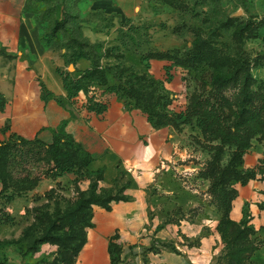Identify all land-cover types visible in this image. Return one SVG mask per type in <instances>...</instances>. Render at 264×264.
<instances>
[{
  "label": "rangeland",
  "instance_id": "obj_1",
  "mask_svg": "<svg viewBox=\"0 0 264 264\" xmlns=\"http://www.w3.org/2000/svg\"><path fill=\"white\" fill-rule=\"evenodd\" d=\"M13 1L19 2L0 0V23L3 14L16 15ZM24 11L30 31L43 37L54 68L79 77L92 63L73 64L71 58L84 50L107 72L109 86L121 84L135 90L129 112L147 119L154 131L174 135L180 152L166 173L169 193L155 201L153 215L174 226L216 221L212 264H228L229 243L219 229L223 212L212 194V180L204 174L216 159L217 148L222 147V167L232 163L237 148L204 134L198 118L190 117L188 110L196 98L204 106L209 102L218 108L222 126L230 131L244 97L251 98L254 107L262 104L264 0H27ZM195 42L212 46L221 61L185 66ZM153 54L164 60L150 59ZM227 59L229 66L222 67ZM91 90L118 99L98 82L92 83ZM85 96L86 101L81 93L77 104L87 103ZM146 109L155 112L152 117L157 127L149 121ZM41 150L27 145L10 153L15 178L35 179L37 185L33 191L17 194L12 204L0 199V264H62L59 247L41 243L43 233L51 228V217L76 207L82 190L67 176L51 178L52 167ZM258 168L264 170V139L260 137L252 141L239 170L246 173ZM253 182L264 186V175L258 173L246 186L237 181L228 185L236 192L232 211L240 201L244 216H251V210L264 214V189L252 188L249 197L244 193ZM241 222L235 223L252 228L251 220ZM250 241L256 251L246 264H264V227L254 228ZM189 244L199 247L200 239Z\"/></svg>",
  "mask_w": 264,
  "mask_h": 264
},
{
  "label": "crops",
  "instance_id": "obj_2",
  "mask_svg": "<svg viewBox=\"0 0 264 264\" xmlns=\"http://www.w3.org/2000/svg\"><path fill=\"white\" fill-rule=\"evenodd\" d=\"M26 1H13L16 15L3 14L0 23L4 26L0 33V93L8 100L0 127L9 124L11 128L0 140L16 134L27 141L51 144L61 125L67 123V133L94 160L91 172L104 173L100 192L128 198L113 202L110 211L93 206V227L88 229L87 244L76 264H111L109 247L116 236L122 248L120 264H212L216 221L174 226L153 215L155 201L169 193L166 173L180 152L171 132L154 131L147 119L129 112L116 97L102 98L108 104L102 115L89 112L87 103L63 107L54 99H42L41 82L58 97L67 94L40 34L30 31L29 16L24 13ZM83 97L86 101L85 94ZM91 183L84 179L77 184L88 191ZM249 187L244 188L247 197L252 188L264 189L254 182ZM234 205L231 217L240 223L245 218L243 205L240 201ZM250 214L251 226L264 227L263 213L251 210ZM198 239L199 247L189 246Z\"/></svg>",
  "mask_w": 264,
  "mask_h": 264
},
{
  "label": "trees",
  "instance_id": "obj_3",
  "mask_svg": "<svg viewBox=\"0 0 264 264\" xmlns=\"http://www.w3.org/2000/svg\"><path fill=\"white\" fill-rule=\"evenodd\" d=\"M25 13V11H24ZM41 42L45 48L44 39L41 36ZM2 53V51H0ZM150 59L164 60V56L153 54ZM229 59L224 60L222 67H228ZM71 61L76 64L81 61H91V68L87 69L79 77H75L72 73L65 74L60 69L57 73L61 76L66 91V97H58L51 92L48 87L41 82L42 99L48 102L52 99L56 100L63 107H73L77 104L76 99L81 93L88 95V101L85 108L89 112L97 115L104 114L108 109V104L102 98L104 96L97 95L91 90L92 83L98 82L102 86L107 87V91L115 94L118 100L123 102L127 109L131 108L129 99L132 95V88L117 85L109 86L107 72L93 60V58L84 50L73 53ZM216 63L218 59L216 50L205 42H195L193 49L190 51L185 66L196 64ZM213 65V64H211ZM223 79L221 81H227ZM249 79H246L245 85H248ZM92 93V95H91ZM137 97V95H136ZM247 96L241 102V110L234 113L233 129L226 131L220 121L218 108L207 102L204 106L199 98L191 102L188 115L198 118L199 126L203 133L211 134L221 141L223 145L235 146L237 152L234 154L233 161L226 167L220 165L222 147L219 150L215 160L205 177L212 180V194L218 203L219 209L223 212L219 229L225 240H228V264H246L251 255L256 251L255 246L250 241V233L254 227H242L243 224H237L231 220L232 202L236 197V192L228 188V185L234 181L241 182L243 186L257 178L258 173L264 175L263 168L249 172H241L240 164L243 163L244 156L252 148V141L256 138L264 139V100L260 106L254 107V102ZM150 100H148L149 102ZM8 100L6 96L0 93V115L7 108ZM154 110L156 107L154 106ZM150 111V112H149ZM149 121L154 125L155 121L152 114L155 112L147 110ZM155 127L157 125L155 124ZM67 123H63L55 133L53 142L47 144L39 139L35 141H27L16 134H11L7 141L1 143L0 146V183L2 190L0 199H6L8 204H12L17 194L33 191L37 185L35 179H16L11 171L10 153L19 146H38L41 152H44L49 159L51 169L50 177L58 179L67 175L76 176V183L84 179L91 180V186L88 191H79V198L74 209L69 210L64 215H57L50 218L51 228L43 233L42 244L56 245L60 249V262L62 264H76L82 250L87 244V230L93 227V206L102 207L108 211L111 210L113 202L126 201L128 198L121 196L120 193L113 195L108 192H100L99 183L104 179V173L98 171L92 173L90 167L94 162L93 158L85 153L82 147L77 144L74 138L66 131ZM10 125L0 127V135H7L10 131ZM244 219L250 220V216L246 214ZM242 223V222H241ZM30 229L26 231L28 233ZM118 237H114L110 243L109 254L111 264H120L122 256V248L117 243Z\"/></svg>",
  "mask_w": 264,
  "mask_h": 264
},
{
  "label": "water",
  "instance_id": "obj_4",
  "mask_svg": "<svg viewBox=\"0 0 264 264\" xmlns=\"http://www.w3.org/2000/svg\"><path fill=\"white\" fill-rule=\"evenodd\" d=\"M72 69H74V68L72 67Z\"/></svg>",
  "mask_w": 264,
  "mask_h": 264
}]
</instances>
